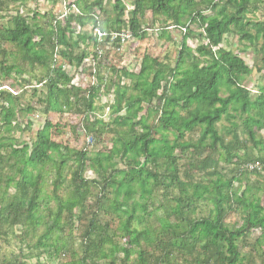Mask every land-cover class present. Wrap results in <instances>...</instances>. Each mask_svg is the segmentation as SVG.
Segmentation results:
<instances>
[{
	"label": "trees",
	"instance_id": "1",
	"mask_svg": "<svg viewBox=\"0 0 264 264\" xmlns=\"http://www.w3.org/2000/svg\"><path fill=\"white\" fill-rule=\"evenodd\" d=\"M147 1L155 14L189 21L173 67L144 54L137 73L112 70L116 82L108 94L114 99L110 112L113 124L125 131L115 132L106 152L73 150L54 140L62 128L48 119L72 114L85 140L102 144L107 126L90 121L103 82L100 63L90 70L99 82L84 88L72 84L57 66V55V60L50 58L60 49L61 58L81 66L88 58L81 48L87 41L94 49L99 43L119 48L125 29L142 40L139 4L144 0H133L135 8L129 12L125 0H75L70 6L77 14L69 11L61 22L50 16L42 27L34 14L33 22L17 16L0 29V81L28 76L12 80L9 89L0 86V237L7 241L8 231L21 227L24 241L30 230L43 227L38 243H26V249H41L60 264H254L241 250L258 230L250 247L264 264V86L252 96L243 85L253 68L264 70V2ZM259 5L261 20L246 18ZM87 25L101 35L99 43L72 27ZM230 36L251 50L254 64L259 57L262 68L257 63L250 68L223 49ZM189 40L195 41V49ZM92 59H98L97 53ZM126 81L128 85L122 84ZM16 84L22 89L14 94L10 89ZM17 113L22 119H44L29 145L11 138L12 132L32 126L28 121L23 127ZM222 124L226 127L218 129ZM255 163L259 170L250 171ZM220 164L231 167V177L221 172ZM46 167L53 174L49 193L42 189ZM64 170H69L67 180ZM202 202L209 204L207 215L198 217ZM231 216H239L241 223L229 226ZM74 235L81 256L74 259L72 250L64 261Z\"/></svg>",
	"mask_w": 264,
	"mask_h": 264
},
{
	"label": "rangeland",
	"instance_id": "2",
	"mask_svg": "<svg viewBox=\"0 0 264 264\" xmlns=\"http://www.w3.org/2000/svg\"><path fill=\"white\" fill-rule=\"evenodd\" d=\"M75 0H5L4 6H0V29L6 28L10 24V20L14 17H22L27 22H33L34 14H39L40 17L36 19V23L42 27L46 26V22L49 21L50 16H53L57 21L61 22L63 18L68 16L69 11L77 14V11L74 7H71L70 4ZM133 0H125V7L127 11L133 10L135 5L132 4ZM261 3L264 0H260ZM107 9H111V5L108 6ZM140 11L143 10V13L139 16V20L141 22L142 30L144 31V38L142 40H136L130 37V35L124 30L121 35L119 48H115L111 45L100 46L99 42L102 37L97 34V32L92 29L89 25L84 28L79 29L76 26H72L77 33L86 38H97V49H94L92 43L87 41L85 45L81 48L88 54V58L84 61L83 65L78 66L76 61H72L68 58H61L57 52L60 49H54L52 52V57L50 58L53 61L56 59L55 55L60 58L58 60L57 66H60L62 71L67 74L69 78H71L72 84H79L84 88L92 85L93 82H99L98 78H93L90 74V70H93L97 63H100V67L98 68L99 78L102 82V87L100 89L99 98L96 100L94 104V113L90 117V121L97 120L102 124L107 126L106 131L104 133L105 136L101 137L100 142L102 144H94L92 146L86 147L87 139L81 131L78 130V119H74L72 114H65L63 116H55L51 115L48 117L52 124H57L59 126L60 135H53V139L66 144L73 150H81L86 148L88 151L96 152L98 150L102 152H106L111 146V141H114L117 138V131H125L124 128L116 127L113 124V120L115 118L114 115L110 112V107L113 105V97L110 96L112 91H114L115 87L112 86V82H116V76L112 74V70L126 69L127 71H131L137 73L139 70V65L141 58L144 54L158 59L161 63L173 67L176 59V55L178 52V45L180 39L183 34L184 27L188 24L189 18H174L172 16H167L164 14H155L150 10V3L147 0H144L142 4H139ZM262 5V4H261ZM258 6L257 10L248 14L246 18L261 20L262 15V7ZM71 7V9H69ZM208 14V13H206ZM46 16L43 18V16ZM129 16L125 17L127 21ZM47 28V27H46ZM192 29H195L193 26ZM114 38V37H112ZM188 46L191 49H195V41L189 40ZM5 50H11L12 48L8 45H1ZM223 49L230 50L235 55L241 57L248 67H252L256 65L259 68L261 67L260 58H256L257 61L254 64V56L251 53V50H245L238 43L236 37H226L224 43L222 44ZM97 53L98 59L94 62L92 59L93 53ZM78 54V51L75 54ZM57 60V59H56ZM19 64V63H18ZM49 66H52V62L49 61ZM23 69L27 73H31L32 69L28 68L26 65ZM41 71H36V74H39ZM120 77V75H118ZM15 79H28L27 74L22 75L21 77L12 78ZM3 80L0 81L1 89H9L10 84L13 81ZM100 81V82H101ZM128 81L122 82V84L128 85ZM244 87H246L254 96L259 86H264V70L257 72L255 68L252 69V74L249 78H247L244 83ZM14 89H10L14 94L19 93L18 90L22 89L21 86L17 84L14 85ZM31 89L26 90L25 101L28 99V95H30ZM110 94V95H108ZM144 106V105H143ZM145 108V106H144ZM152 116V115H151ZM16 120L22 121V126L24 127L28 121L31 122L32 126L30 131L23 129V132H12L11 138L14 139L15 142L29 145L35 136V131L42 125L43 118L40 116H29L26 119L21 118L20 115L16 114ZM24 120V121H23ZM24 122V124H23ZM64 126V127H63ZM221 126H225L226 124L219 125L218 129ZM224 140L227 142L229 137H224ZM9 150L6 149L2 151L5 155ZM53 159L56 158V155H50ZM70 163H68V168ZM221 172L225 174L227 177H231L230 174L231 167L228 165H219ZM71 168V167H70ZM69 170H64V176L69 179ZM91 172V171H90ZM88 172L87 177L92 178V173ZM8 171L4 170L3 174H7ZM52 170L50 167H46L45 171L42 172L43 182V192L49 193L51 191L50 183L52 181ZM3 179L0 181V192L4 188ZM264 183V180L262 181ZM12 193V191L10 192ZM94 190H92V195H94ZM199 203V209L196 212V216L204 217L207 215V207L209 204ZM53 208V207H51ZM227 223L229 226L239 225L241 223V218L239 216H231L228 218ZM8 231V235L6 240L0 237V264H60L59 261H55L54 259L48 260L46 258L45 253L41 249H26V243L30 246L36 245L38 243V238L44 232V228L40 227L35 231L30 230L26 239L24 241L20 240V237L23 230L21 227H16L12 231ZM259 236V231H252L248 237L249 247L241 250L242 257H246L249 262L253 260L254 264H262V261L257 259V254L254 253L252 247L250 245L253 244V241ZM73 244L69 248L68 255L64 257V261L70 258L69 253L74 250L76 253V257L81 256L82 247L79 246V240L76 235L72 238ZM37 255H40V258H37ZM98 264H107L106 262H99ZM252 264V263H249Z\"/></svg>",
	"mask_w": 264,
	"mask_h": 264
},
{
	"label": "built area",
	"instance_id": "3",
	"mask_svg": "<svg viewBox=\"0 0 264 264\" xmlns=\"http://www.w3.org/2000/svg\"><path fill=\"white\" fill-rule=\"evenodd\" d=\"M98 34V33H97ZM98 35H100V34H98ZM101 36V35H100ZM92 140H91V138L90 137H88L87 138V142H86V144L88 145V146H92ZM254 169H257V170H259V165L257 164V163H255L254 165H251V166H249V170L251 171V170H254Z\"/></svg>",
	"mask_w": 264,
	"mask_h": 264
}]
</instances>
